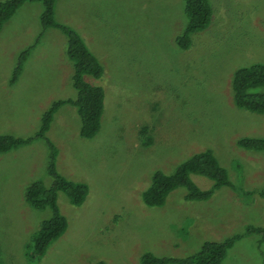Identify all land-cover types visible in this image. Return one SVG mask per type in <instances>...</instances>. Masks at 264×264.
I'll list each match as a JSON object with an SVG mask.
<instances>
[{
  "label": "rangeland",
  "instance_id": "rangeland-1",
  "mask_svg": "<svg viewBox=\"0 0 264 264\" xmlns=\"http://www.w3.org/2000/svg\"><path fill=\"white\" fill-rule=\"evenodd\" d=\"M209 1V27L182 51L175 37L186 23L183 0H56L55 20L78 33L104 72L86 78L104 91L98 134L80 137L71 104L58 109L46 134L58 151L57 172L84 183L88 195L75 207L57 194L67 229L30 262L32 235L51 212L32 209L24 192L35 181L51 186L49 151L40 139L0 153V264H140L147 252L182 258L207 241L264 226V198L246 194L264 189V151L236 144L264 138V114L238 109L231 88L238 68L264 64V0ZM42 10L40 2L24 3L0 31V135L34 137L54 102L77 97L66 38L42 29ZM34 45L11 85L19 55ZM205 150L232 187L205 202L185 201L184 188L161 208L142 202L155 171L171 174ZM190 179L202 191L213 186L202 176ZM221 264H264V242L244 236Z\"/></svg>",
  "mask_w": 264,
  "mask_h": 264
},
{
  "label": "trees",
  "instance_id": "trees-1",
  "mask_svg": "<svg viewBox=\"0 0 264 264\" xmlns=\"http://www.w3.org/2000/svg\"><path fill=\"white\" fill-rule=\"evenodd\" d=\"M27 2H40L43 10L40 16L42 29L52 28L60 31L66 38V56L72 63V87L77 92L74 101H56L42 115L41 123L34 137L21 139L9 135H0V153H7L21 146L28 145L35 140H45L48 148V162L46 173L52 179L49 188L41 181L31 183L24 192L26 203L34 210L49 209L51 216L40 222L37 231L32 235L31 245L28 247L29 261H39L49 246L59 239L67 229V220L61 214L57 205V194L63 193L72 206H80L88 195V188L84 183L66 179L56 170L58 151L46 138L54 114L64 104L73 105L80 118L79 135L82 139L90 140L98 134L101 117L104 111V91L99 86L87 82L86 78L100 79L103 67L98 59L89 51L83 39L72 28L55 20L56 0H4L0 2V31ZM213 10L209 0H183V15L186 19L182 32L175 37V45L182 51L192 48V35L205 31L212 19ZM35 47L24 50L18 57L11 75L10 84L13 85L20 77L29 52ZM232 98L234 105L244 111L264 114V64H253L238 68L232 74ZM141 136V133H139ZM239 148L248 151H264V138H241L236 142ZM191 175L205 177L213 182L211 189L202 191L190 179ZM222 187H232L226 170L221 167L210 150L193 154L180 163L171 174L155 171L147 189L142 192V202L148 207H163L171 192L184 188L187 202L208 201L213 193ZM249 195L264 198V189ZM257 235L259 242H264L263 227H246L244 234L231 236L222 242H205L201 249L187 257L170 258L157 257L147 252L141 255L140 264H221L236 242L244 236ZM102 264V263H99Z\"/></svg>",
  "mask_w": 264,
  "mask_h": 264
}]
</instances>
